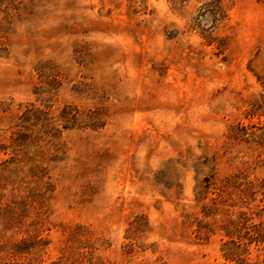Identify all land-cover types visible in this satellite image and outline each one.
<instances>
[{
    "label": "rangeland",
    "instance_id": "rangeland-1",
    "mask_svg": "<svg viewBox=\"0 0 264 264\" xmlns=\"http://www.w3.org/2000/svg\"><path fill=\"white\" fill-rule=\"evenodd\" d=\"M258 227L264 0H0V264L262 261Z\"/></svg>",
    "mask_w": 264,
    "mask_h": 264
},
{
    "label": "trees",
    "instance_id": "trees-1",
    "mask_svg": "<svg viewBox=\"0 0 264 264\" xmlns=\"http://www.w3.org/2000/svg\"><path fill=\"white\" fill-rule=\"evenodd\" d=\"M255 231H259V233H258V234H260L259 235V237H260L259 240H264V230H262V229H260L258 227V229L255 230ZM232 243H235V242H232ZM24 244H26L25 240H22V241L20 240V242L15 243V245H14L15 248L13 250H15L17 252H22L23 251L22 247H24ZM235 254L236 253L233 250L232 251L229 250L225 256L230 258V259H233V260L234 259L238 260L237 262L239 264H264V259L262 261H252V262L249 261L248 262L244 258L240 259L239 258V253H237L236 255Z\"/></svg>",
    "mask_w": 264,
    "mask_h": 264
}]
</instances>
